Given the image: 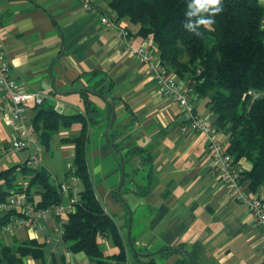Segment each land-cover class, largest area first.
<instances>
[{"label":"crops","instance_id":"0c3cea01","mask_svg":"<svg viewBox=\"0 0 264 264\" xmlns=\"http://www.w3.org/2000/svg\"><path fill=\"white\" fill-rule=\"evenodd\" d=\"M109 2L94 0V9L88 10L81 0H0V47L12 78L26 91L48 95L59 113H83L85 93L100 109V121L90 124L87 163L129 264H264V236L248 204L235 199L219 179L207 136L183 129L181 105L159 93L149 66L129 52L130 45L158 46L151 36L138 35V25L118 19ZM105 15L130 31L127 43L116 29L103 24ZM189 99L197 113L213 122L207 98L194 90ZM28 105L26 116L32 120L36 111L33 102ZM0 125L1 149L15 132ZM81 126L75 121L54 135L50 148L58 157L44 165L56 184L66 183L78 195L82 184L69 173L75 147L61 138L78 135ZM111 126L120 132L118 142L141 146L148 162L136 154L125 163V150L115 151L109 141ZM27 156L28 151H19L3 158L0 174ZM241 160L248 171L250 164ZM4 177L0 175V191L8 194L25 189L30 178L17 169L13 188L8 189ZM243 189L264 200L263 185L253 190L244 179ZM69 200L70 195L62 193L59 203L68 206ZM68 214L50 211L32 229L6 230V213L0 211V244H42L43 256H26V264H97L84 251H72L59 235L60 219L67 220ZM99 242L106 255L118 250L112 235L99 236Z\"/></svg>","mask_w":264,"mask_h":264},{"label":"trees","instance_id":"16d2710c","mask_svg":"<svg viewBox=\"0 0 264 264\" xmlns=\"http://www.w3.org/2000/svg\"><path fill=\"white\" fill-rule=\"evenodd\" d=\"M109 6L118 19L127 18L138 25V35L153 38L165 65L181 78L196 81L195 93L207 98L214 114L213 125L228 137L227 151L236 160L246 158L251 166L244 179L253 190L264 186V2L224 0V12L209 29L202 28L199 37L182 27V0H110ZM198 70H202L199 75ZM251 91L262 93L250 103ZM85 95L83 113H59L54 103L46 99L34 106L36 112L31 123L45 150L62 127L75 121L82 124L78 135L61 138L63 143L75 147L72 170L82 184L75 209L65 222L63 239L72 251H84L97 264H128L121 235L98 199L89 171L86 150L90 124L100 121L101 111L88 93ZM109 129V141L115 151L125 150V163L136 154L142 156L144 163L148 162L141 146L118 142L120 132L113 126ZM18 166L0 174H5L8 189L13 188ZM20 171L30 178L27 187L16 192L25 193L40 208L61 201L60 185L53 181L45 166L28 167L21 163ZM8 193L0 191V202ZM2 220L8 221L7 214ZM106 234L113 236L118 247L112 255L104 254L99 242V236ZM29 255L42 257V244L36 240L0 244V264H26L24 258Z\"/></svg>","mask_w":264,"mask_h":264},{"label":"built area","instance_id":"2783aa9c","mask_svg":"<svg viewBox=\"0 0 264 264\" xmlns=\"http://www.w3.org/2000/svg\"><path fill=\"white\" fill-rule=\"evenodd\" d=\"M84 8L94 9V0H81ZM114 17V15H113ZM102 22L105 26L116 29L118 35L125 40L130 38V31L122 27L110 16H104ZM130 54L150 68L155 86L160 94L170 97L181 105L184 114V130L203 133L208 138V153L213 161L219 166V179L227 186L231 195L240 201L248 204L253 215L255 225L264 236V200L258 196H250L243 189L245 177V166L242 160H236L228 151V140L225 135L210 121L208 116L197 113L194 105L189 99V94L194 91L195 80H184L178 77L175 71L165 65L159 50L151 45L142 44L139 47L130 45ZM10 62L0 47V124L11 127L15 134L10 141L6 142L0 149V161L8 155L22 150L28 151V156L23 163L28 167L39 166V156L42 145L39 143L31 120L26 116L29 102L34 106L41 105L48 95L40 91H26L23 85L13 79L10 74ZM202 70H198V75ZM254 98L260 96L259 92L251 91ZM21 170V164L18 166ZM74 180L72 168L69 170ZM62 193L70 195L69 205L63 206L56 203L47 208H40L36 201L30 199L25 193L12 192L0 202V211L7 214L8 221L3 225L6 230L13 227L34 228L41 219L52 211L57 216L68 214L74 211L79 195L72 192L66 184H60ZM66 219H60L59 235H64ZM129 264V263H128Z\"/></svg>","mask_w":264,"mask_h":264},{"label":"clouds","instance_id":"9594fccd","mask_svg":"<svg viewBox=\"0 0 264 264\" xmlns=\"http://www.w3.org/2000/svg\"><path fill=\"white\" fill-rule=\"evenodd\" d=\"M182 3V27L197 37L202 35V28L209 29L224 12V0H182Z\"/></svg>","mask_w":264,"mask_h":264},{"label":"rangeland","instance_id":"374dc122","mask_svg":"<svg viewBox=\"0 0 264 264\" xmlns=\"http://www.w3.org/2000/svg\"><path fill=\"white\" fill-rule=\"evenodd\" d=\"M2 126V125H0ZM12 130V129H10ZM53 149L50 148V150H45V149H42L41 153H40V156H39V166H44L46 165L45 161L46 160H50L51 158L52 159H55L58 157V154H53ZM22 153L26 154L27 153V149L26 150H22ZM13 154V153H12ZM23 156V155H22ZM5 163H2L0 164V168L4 166ZM80 186V185H79Z\"/></svg>","mask_w":264,"mask_h":264}]
</instances>
